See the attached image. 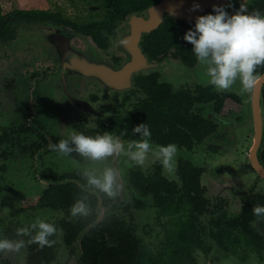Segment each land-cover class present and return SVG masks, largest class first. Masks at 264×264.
Segmentation results:
<instances>
[{
	"label": "flooded vegetation",
	"instance_id": "af4514ba",
	"mask_svg": "<svg viewBox=\"0 0 264 264\" xmlns=\"http://www.w3.org/2000/svg\"><path fill=\"white\" fill-rule=\"evenodd\" d=\"M0 4V174L19 177L10 187L2 184L0 188L2 192L19 190L18 197L11 200L12 208H20L23 200L32 195L36 198L31 205L34 214L27 213L20 221L32 225L40 218L57 228V232L48 237L55 241L51 249L48 246L41 249L38 243L30 242L34 251H45V258L39 262L30 260L28 250L29 240L39 229L30 232L23 250L18 251L23 264H141L139 252L143 246L149 255L145 264L151 261L156 264L166 258L170 250L163 244L179 234L177 215L163 214V204L169 203H159L154 190H148L146 185L148 180H158L157 173L170 181H179V168L188 163L202 169L200 188L204 189L212 207V211L206 209L200 214L202 240L196 242V264H264V217L252 213L254 205H264V82L255 90L260 96L256 127L254 93L241 96L239 81L231 89L218 92L204 82L205 66L197 61L193 46L189 47L184 37L170 40L162 33L157 35L158 26L170 17L176 24L171 22L169 28L181 27L180 34L185 35L186 24L178 20L191 19L167 13L150 31L153 38L149 48L144 38L146 33H142L140 41L148 60L130 75L129 83L123 81L120 87L103 85L60 59L52 48L55 41L14 44L23 34L63 33L80 49L93 48L118 67L129 60L126 50L111 48V41L108 46L100 47L91 36L60 25L14 20L21 8L6 10L1 0ZM240 4L241 0H228L217 7H224L231 15ZM248 8L264 14V0H248ZM209 9L203 15H207ZM129 16L120 23L113 37L124 35ZM37 25L39 29H35ZM257 74L263 75L264 67L258 68ZM141 123H147L151 130L152 151L142 166L134 165L123 154L116 157L124 185L118 190L116 187L114 197L90 186L85 176V172L102 176L105 169L111 168L110 158L92 161L75 151L61 156L48 147L49 141L58 143L72 132L88 136L110 132L126 146L140 139L132 130ZM256 129L260 135L258 143ZM170 143L178 148L171 172L163 168L156 155L158 146ZM207 156L227 160L210 171L201 161ZM234 172L240 173L242 178L249 177L248 181L228 182ZM212 183L216 187L220 185V189L213 191ZM59 188L73 193V201L66 209L45 202L48 195L45 191L54 192ZM83 190L88 195L82 194ZM77 201L86 205V216L94 215L87 225L102 211L99 222L107 226L118 222L127 230H123L124 237L133 248L128 258L121 259L117 253L114 245L120 242L118 239L105 238L95 231H86L79 239L82 230L66 232L63 229L61 218L81 221L83 215L70 213ZM248 209L249 216L244 214ZM157 224L164 237L159 238L158 247L154 243L152 248L146 237L152 236ZM1 252L0 264H13L12 251Z\"/></svg>",
	"mask_w": 264,
	"mask_h": 264
},
{
	"label": "clouds",
	"instance_id": "9594fccd",
	"mask_svg": "<svg viewBox=\"0 0 264 264\" xmlns=\"http://www.w3.org/2000/svg\"><path fill=\"white\" fill-rule=\"evenodd\" d=\"M197 7L199 6L194 5V8ZM214 12L215 14L199 16L195 29H189L184 39L193 45L192 51L197 61L205 66L203 76L206 84L223 92L239 81V94H252L264 81V75L257 74V69L264 67V14L258 9L249 11L248 0H241L240 8L234 14L229 15L224 7L217 6H214ZM127 42L121 41L124 44ZM132 133L138 134L140 139L132 140L126 146L110 132L96 136L72 132L68 138L60 139L58 143L49 141L48 147L61 156H68L75 151L92 161H103L123 154L134 165L142 166L152 151L151 130L147 123H141L133 128ZM70 145H74V148ZM177 151L175 144L158 146L156 155L165 170H173V158ZM85 176L90 186L109 197L117 194L115 170L105 169L100 177L88 172H85ZM70 213L72 216L88 215L87 207L82 201L73 204ZM252 213L256 217H264V205H254ZM31 227L38 228L39 231L30 242L38 243L41 248L51 247L55 243L48 239L57 232L54 224L37 218ZM16 231L17 235L30 234L28 227H21ZM23 244V241L13 243L10 240H0V251H19Z\"/></svg>",
	"mask_w": 264,
	"mask_h": 264
},
{
	"label": "trees",
	"instance_id": "16d2710c",
	"mask_svg": "<svg viewBox=\"0 0 264 264\" xmlns=\"http://www.w3.org/2000/svg\"><path fill=\"white\" fill-rule=\"evenodd\" d=\"M158 1L159 0H95L99 5L97 7L98 11L91 12L89 19L85 22L70 19L64 16L61 12H55L48 9H20L15 13L14 20L41 21L47 24H55L71 28L77 33L91 36L97 42L98 46L104 47L110 44V41L120 23L131 13L144 10ZM89 3L92 4L93 0ZM209 13L215 14L214 8H210L207 11V14ZM1 18L0 4V20ZM178 21L179 23L182 22L186 24L185 26H188H184L185 33L189 29H195L196 20ZM171 22L176 24V20L170 17L165 20V24L158 26L156 31L157 35L159 36V34L162 33V36H165L170 40L176 37H184V33L182 35L180 34L183 32L181 27L172 26L169 28ZM144 38L146 40V46L149 48L152 43V33H146ZM188 44L189 47L193 46L189 42ZM201 171V168H197L188 163L184 167L179 168L178 175L181 183L176 180L170 181L159 175V173H157L158 180H148L149 182L146 185V188L148 190H150V188L154 190L159 203H169L167 205L163 204V209L161 210L162 213L167 215H177L176 222L179 233L177 236L166 239L167 242L163 245L170 250V253L166 255V258L164 257L159 262H156V264H196L194 250L197 246L196 242L202 240L199 232V226L202 224L200 223V214L206 209L212 211L211 203L207 201V198L203 193L204 189L200 188ZM141 178L144 179L143 176ZM57 190L58 191L54 192L46 190L45 192L48 195L45 202L50 205H55L57 208L60 207L66 209L68 204L73 201L71 198L73 193H69L63 188ZM81 192L84 195H88L84 190ZM244 214L249 216V209L247 212H244ZM93 217L94 215L92 217L83 215L80 222L79 220L77 222H72L64 217L61 218L59 222L66 232H77L82 230V228H84ZM21 227H28L29 232L38 229L32 228L30 223L17 220L3 228L4 233L1 238L4 240L12 239L26 243L28 241L27 237H30V235H17L16 230ZM123 230L127 231L118 222L107 226V223L98 221L87 231L100 232L105 238L120 240V242L115 244L114 247L116 246V251H118L117 253H119L121 259H126L133 253V248H130L131 245L128 244L129 239L124 237ZM28 246L30 260L32 262H39L45 258V251H43V253L37 252L38 250L34 251V245L30 244V240ZM136 251H138L137 248ZM139 256L142 259L141 264H145V259L149 256L146 247H141ZM1 257L2 252L0 251V258ZM7 260L8 258H6V261ZM146 264H150V262ZM151 264H153L152 261Z\"/></svg>",
	"mask_w": 264,
	"mask_h": 264
},
{
	"label": "water",
	"instance_id": "95a60500",
	"mask_svg": "<svg viewBox=\"0 0 264 264\" xmlns=\"http://www.w3.org/2000/svg\"><path fill=\"white\" fill-rule=\"evenodd\" d=\"M227 1L228 0H159L140 13H132L128 18L125 33L118 41L119 47L126 50L129 54V60L122 67H118L114 63L108 61L101 53L93 48L88 50L80 49L63 33H29L24 35L19 42L14 45H22L29 41L41 44L55 41L56 44L54 46L51 45V47L53 46L52 48L59 53L60 59L66 64L71 65L79 73L103 85H117L116 87H120L119 85L121 82L123 83V81L129 83L130 75L147 62L148 59L144 55L140 41L141 35L142 33H149L152 29L156 28L165 14L170 13L175 17L196 20L199 16H202L207 9L223 5ZM194 5H198L199 7L194 8ZM125 40L128 41L127 44L121 43V41ZM263 82L264 81L259 85L261 86ZM259 97V91H254L253 109L254 118L257 123L256 127L258 125L260 112ZM257 129L255 137L256 143H258L260 139ZM102 215V211H100L97 219L82 229L79 239L89 228L102 219ZM12 259L13 264H23L18 251H15Z\"/></svg>",
	"mask_w": 264,
	"mask_h": 264
},
{
	"label": "rangeland",
	"instance_id": "374dc122",
	"mask_svg": "<svg viewBox=\"0 0 264 264\" xmlns=\"http://www.w3.org/2000/svg\"><path fill=\"white\" fill-rule=\"evenodd\" d=\"M90 1H92V0H1V3L6 10H11V9L14 10V9H18V8H21V9H29V8L48 9V10H52L55 12L56 11L61 12L64 16H66L70 19L77 20L79 22H85L86 20L89 19V15L91 12L98 11V8H97L99 6L98 3L95 2V0H93V3L90 4L89 3ZM19 24H21V23H19ZM23 25L25 26V24H23ZM23 25L20 26V30L22 29ZM39 28H40V26H38V25H37V27H35V29H39ZM21 32L22 31H20L19 33H21ZM23 36H24V34H23ZM118 38H119V35L118 36L115 35L112 38V40H111L112 46H110L111 48H115V47L120 48L118 45V41L120 40V38L119 39ZM18 45H16V46H18ZM103 57H105V56L103 55ZM230 108H234V107L231 106ZM247 125L249 126V122L247 123ZM116 157L117 156L114 155V156L109 157V158H110L111 164H112L111 168L113 170H115L117 173V190H118L119 187L120 188L123 187L124 180L120 175L119 167H118V158H116ZM226 160H224L220 157H208V156L201 159L202 163L207 165L208 169L210 171H213L211 169H214L215 165L216 166H220V165L222 166V164ZM229 176L230 177H229L228 182L234 181V182H242L243 183V182H247L248 178H249V177H245V178L240 177L241 174L238 172H234V173L230 174ZM14 179L17 180V179H19V177L16 176L15 178H13L12 175L10 176L9 174H7V175L6 174H0V185L6 184L7 187H10L9 184H11V183H12V185L15 184ZM208 183L211 184L210 181H208ZM210 188L213 191H218L220 189V185H219V187H216L215 184L212 183ZM2 191H3V189L0 188V240H1V236L3 235V228L4 227L10 225L11 222H16L17 220H19V218H23V216L27 213L32 214V215L34 214L35 211H33L31 209V205L36 202V198H34V196L32 195L29 198H27L26 200L25 199L23 200L20 208H18V209L12 208L11 207L12 206L11 200H12V198L18 197V195H19L18 191L19 190H16L15 192H2ZM34 192H36V190ZM7 206L9 208H12V209L9 210L7 208ZM153 223H155V222H153ZM152 230H153L152 236L151 237L147 236L146 241L151 243V247L154 248V243H155V247L159 246V243H160L159 238L164 237V233H163V230L159 224H157L155 226V228ZM158 233H160V235H161L160 237H158ZM14 243H16V242H14ZM22 250H23V248H22ZM14 253H15V251H12V256ZM20 259H21V256H20ZM12 261H13V259H12ZM21 261H22V259H21Z\"/></svg>",
	"mask_w": 264,
	"mask_h": 264
}]
</instances>
